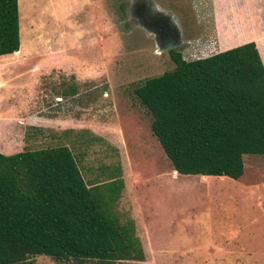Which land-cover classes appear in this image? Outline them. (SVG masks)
Instances as JSON below:
<instances>
[{
	"label": "rangeland",
	"instance_id": "rangeland-1",
	"mask_svg": "<svg viewBox=\"0 0 264 264\" xmlns=\"http://www.w3.org/2000/svg\"><path fill=\"white\" fill-rule=\"evenodd\" d=\"M134 1L18 0L19 64L2 72L20 75L0 90L11 98L0 102V116L52 113L84 129L41 131L31 142L21 133L13 148L0 124V153L67 145L88 185L108 182L119 167L124 187L111 212L121 224L134 223L145 259L115 264H264V157L244 155L238 180L175 174L133 95L174 64L157 51L152 27L132 13ZM147 1L176 23L182 45L174 50L185 60L254 42L264 64V0ZM244 249L250 256L238 253Z\"/></svg>",
	"mask_w": 264,
	"mask_h": 264
},
{
	"label": "trees",
	"instance_id": "trees-1",
	"mask_svg": "<svg viewBox=\"0 0 264 264\" xmlns=\"http://www.w3.org/2000/svg\"><path fill=\"white\" fill-rule=\"evenodd\" d=\"M20 48L18 0H0V56ZM133 95L178 175L240 179L244 155L264 157V64L254 42L187 61ZM72 78V77H71ZM75 89L68 92L74 95ZM41 132L40 129H36ZM88 185L67 145L0 153V264H115L145 259L132 221L111 208L124 187L119 167Z\"/></svg>",
	"mask_w": 264,
	"mask_h": 264
},
{
	"label": "crops",
	"instance_id": "crops-1",
	"mask_svg": "<svg viewBox=\"0 0 264 264\" xmlns=\"http://www.w3.org/2000/svg\"><path fill=\"white\" fill-rule=\"evenodd\" d=\"M214 35H216V41H217L214 43V45H220L221 37L218 34V26L216 23H215ZM207 45H208V43H206V46ZM257 47H258V45H257ZM195 49H196V47H195ZM258 49H259V47H258ZM259 53H260V49H259ZM19 54L20 53L18 50L17 52H14L12 54L0 56V90L8 87L9 85H12L14 82V79L20 75V73H18V74L15 73L14 69H13L12 74L8 75L7 77H4V74L2 72V69L5 67H11V66H14L15 64H19V60H18ZM213 54H215V53H213ZM55 69H57V68H55ZM32 70H34V69L32 68ZM13 91L14 90L12 88V92ZM11 94H13V93H11ZM0 96H1V93H0ZM63 97H64L63 95L57 96L56 100L58 102H63ZM66 97L68 98L69 96L67 95ZM66 97H64V98H66ZM3 101L11 102V98L8 96L0 97V102H3ZM67 101H68V99H67ZM15 116H17V117H15ZM15 116L7 117V115H4V114L2 116H0V124L5 126V130H3V132H2L4 135V138H2V139L7 141L8 144L13 143L14 144L13 148H16L17 146L19 147V145L21 144L18 140V136L21 133L26 135L27 142H31L32 140H34L35 138H32L33 134L36 135V133H38V131L35 130V128L40 129L41 131L49 130L50 133L51 132L52 133H59L61 131H66L68 129L78 130V131L81 129H84L83 124L81 127L77 126L76 128H74V127L69 128L68 122H64L62 117H60V118L56 117L52 113H50V114L45 113V115H41L37 111H32V112L29 111V113H27V114L15 115ZM24 143H22V145L25 146ZM1 149L8 150L9 148L1 147ZM22 150H24V148ZM175 174L178 176L177 173H175ZM202 178L205 179L204 176H202ZM207 178H212V177H207ZM239 244H240V241H239ZM248 252H250V251L247 249L238 251V253H240L241 255H244V256ZM248 256H250V254Z\"/></svg>",
	"mask_w": 264,
	"mask_h": 264
},
{
	"label": "flooded vegetation",
	"instance_id": "flooded-vegetation-1",
	"mask_svg": "<svg viewBox=\"0 0 264 264\" xmlns=\"http://www.w3.org/2000/svg\"><path fill=\"white\" fill-rule=\"evenodd\" d=\"M132 13L134 14V16L141 18L143 21H146L147 24L152 27L156 44L158 43V31L161 28H166L167 32L169 31V34L171 29L176 30L179 35L177 42H181L179 29L176 23L173 22L171 16L169 14H163L154 10L147 0L134 1ZM166 52L169 53V51Z\"/></svg>",
	"mask_w": 264,
	"mask_h": 264
},
{
	"label": "water",
	"instance_id": "water-1",
	"mask_svg": "<svg viewBox=\"0 0 264 264\" xmlns=\"http://www.w3.org/2000/svg\"><path fill=\"white\" fill-rule=\"evenodd\" d=\"M179 38L178 32L176 30H170L167 32L166 28H161L158 31V52H166L174 50L182 45V42H177Z\"/></svg>",
	"mask_w": 264,
	"mask_h": 264
}]
</instances>
